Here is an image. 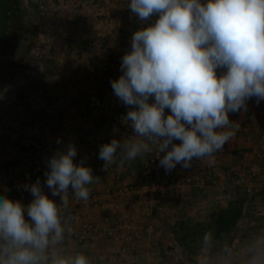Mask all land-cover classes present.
<instances>
[{
  "label": "crops",
  "instance_id": "obj_1",
  "mask_svg": "<svg viewBox=\"0 0 264 264\" xmlns=\"http://www.w3.org/2000/svg\"><path fill=\"white\" fill-rule=\"evenodd\" d=\"M55 1L51 0L53 4ZM129 3L130 0H61L62 25L51 31L46 47L44 112L40 103L30 111L23 110L7 92L0 101V196L27 205L33 197L22 185L35 183L37 178L44 185L47 160L55 151L73 143L77 149L74 162L83 160L93 174L96 165L104 162L99 159L101 145L134 134L126 124V133L114 131L108 125L110 114L122 108L129 110L114 95L110 82L122 74L121 60L130 51L133 33L154 23L158 16L141 24L128 8ZM88 79L94 81L92 85L86 84ZM93 96L107 98L108 106L87 108L83 102ZM254 103L252 98L247 102V111L229 113L230 120L239 127L224 149L215 153L216 167L209 170L204 160L194 159L190 173L196 177L197 185L172 188L158 196L157 205L149 208L152 217L145 214L148 206L142 192L127 196L119 191L131 185L141 190L147 185V165L156 146L150 145V152L123 166L118 162L108 165L109 170L100 176V181L88 186L91 192L86 203L71 214L73 234L66 236L63 245L66 252L82 253L90 264H183L185 260L182 262L179 255L172 254L181 248L172 232L175 223L206 220L212 211L238 196L243 187L241 181L253 177L251 183L259 185L263 195L246 205L238 229L245 235L236 237L232 248L218 257L221 264L248 263L250 245L264 237V110ZM165 114H169L168 109ZM5 155L13 159L14 170L10 175L3 173ZM202 170L209 172L208 177H204ZM212 177L219 181L215 186L210 184ZM236 180L238 184H234ZM43 191L50 198V190L44 187ZM113 192L120 193L115 200H111ZM74 197L70 193L69 202ZM121 216L134 220L138 238L128 253L118 255L117 241L108 237L106 228ZM25 218L29 219L26 213ZM86 223H94L99 229L80 241L79 234Z\"/></svg>",
  "mask_w": 264,
  "mask_h": 264
},
{
  "label": "clouds",
  "instance_id": "obj_2",
  "mask_svg": "<svg viewBox=\"0 0 264 264\" xmlns=\"http://www.w3.org/2000/svg\"><path fill=\"white\" fill-rule=\"evenodd\" d=\"M128 8L141 24L158 18L133 33L122 74L110 82L129 108L122 122L134 134L101 145L102 170L135 160L150 145L166 173L178 164L192 168L194 159L214 165L239 127L229 113L247 111L252 98L264 101V0H130ZM76 156L73 143L53 153L44 185L40 178L22 185L29 204L0 196V264H90L63 247L73 234L69 194L87 201L88 186L100 181ZM212 239V231L204 234L198 264H209ZM248 264H264V237L250 245Z\"/></svg>",
  "mask_w": 264,
  "mask_h": 264
},
{
  "label": "rangeland",
  "instance_id": "obj_3",
  "mask_svg": "<svg viewBox=\"0 0 264 264\" xmlns=\"http://www.w3.org/2000/svg\"><path fill=\"white\" fill-rule=\"evenodd\" d=\"M19 1L23 5L25 14L22 18L23 24L20 23V18H17L14 35L17 34L19 30H23L25 36L21 40H18V38L14 39L13 36V43L4 46L3 48L6 47L5 49H1L0 101H2L1 98L3 94L7 92L12 96V100L19 103L23 110L30 111L35 108L34 106L36 103H40L43 109L42 111L44 112L46 102L43 100L44 98H42V96L43 88L45 87V83H47L45 78L46 47L52 35L51 31H54L55 28H59L62 25L61 9H63L62 7L64 6L61 5V0H56L54 2L55 5L51 0ZM16 44L18 48L15 47ZM35 98L37 100H35ZM4 101L6 102L7 100L4 99ZM197 166H199V164ZM215 167L216 163L211 169ZM198 169H200V167ZM210 184L211 186L217 185L213 183V179ZM174 253L179 255V259L182 262L185 260L183 264H198V255H203L201 251L191 252L182 247L173 251L172 254ZM220 253L218 246H210L207 253L209 264H221L218 261Z\"/></svg>",
  "mask_w": 264,
  "mask_h": 264
},
{
  "label": "built area",
  "instance_id": "obj_4",
  "mask_svg": "<svg viewBox=\"0 0 264 264\" xmlns=\"http://www.w3.org/2000/svg\"><path fill=\"white\" fill-rule=\"evenodd\" d=\"M92 79H88L86 81V84L92 85L93 84ZM254 104L257 108H262L264 110V101H261L258 105L255 101L254 98ZM85 106L89 109H105L108 106V99L107 98H99L96 96L90 97L86 99V101L83 102ZM127 111L126 109L122 108L119 111H116L112 114L109 115L108 117V125L113 127V129L118 130V131H124L125 133L127 132L125 129V124L122 122L123 117L126 116ZM2 154V153H1ZM161 153L158 151L156 148L154 155L150 159L148 165H147V170H146V177L148 180L147 185L141 190L136 189L134 186H127L120 190L124 195H131L133 193L137 192H142L143 195L146 196V205L148 206L147 212L145 214L147 216H153V212L150 208V206H156V198L158 196L164 195L167 193L168 190L172 188H177V189H182L186 186H195L197 185V179L196 177L190 173L191 168L189 169H184L181 167V165H177L175 169H173L170 173H166L165 169L160 166L159 164V158L161 157ZM5 160V167L3 168V173L6 175H10V173L14 170V164H13V159L7 157L6 155L4 156ZM203 161V160H201ZM204 165L206 168L211 169L213 165L209 166L204 160ZM103 166L104 162H100L98 165H96L94 171H93V176H102L105 173L108 172L109 168L107 167V172L103 171ZM205 172V171H204ZM209 174V172H205L204 177ZM213 178V177H212ZM213 183L217 184L218 180L216 178H213ZM234 184H238V181L234 182ZM207 185V183H206ZM258 187L256 184H248V192L250 194H255L258 192ZM111 193V200H115L116 196L119 195ZM51 199H54L58 204L60 203V198L59 197H52L50 196ZM86 201L83 200H77L76 197L72 201L69 202L70 205V213H76L80 209L82 205H84ZM159 210L162 209V207L157 206ZM99 229V226L94 224V223H86L83 226L82 231L79 234V239L80 241H84L92 236V234L96 233ZM136 227L134 225V220L132 218L130 219H124L122 216L116 219V221L108 226L106 228V233L108 237L111 240L117 241V245L115 248V253L118 255H123L125 253H128L130 251V245L135 241V238H138L137 233H136ZM248 264V263H246Z\"/></svg>",
  "mask_w": 264,
  "mask_h": 264
},
{
  "label": "trees",
  "instance_id": "obj_5",
  "mask_svg": "<svg viewBox=\"0 0 264 264\" xmlns=\"http://www.w3.org/2000/svg\"><path fill=\"white\" fill-rule=\"evenodd\" d=\"M5 1L11 3V8L6 12L7 27L4 32H0V47L13 43L12 36H14L16 20L20 18V23L23 24L22 18L25 14L23 5L19 0ZM252 178L250 177L245 182L241 181L243 187H240L242 189L239 191L238 196L230 200L226 206L212 211L206 220L196 223L184 220L176 222L172 232L179 246L187 251L199 252L204 234L212 231L211 246H218L219 252H221L220 255L226 254L232 248L235 238L245 235L244 233L241 234L238 229L244 220L247 203L249 201L253 202L263 195L262 189H258L255 194L248 192V184L253 182Z\"/></svg>",
  "mask_w": 264,
  "mask_h": 264
},
{
  "label": "water",
  "instance_id": "obj_6",
  "mask_svg": "<svg viewBox=\"0 0 264 264\" xmlns=\"http://www.w3.org/2000/svg\"><path fill=\"white\" fill-rule=\"evenodd\" d=\"M11 8V3L0 0V32H4L7 27L6 12Z\"/></svg>",
  "mask_w": 264,
  "mask_h": 264
},
{
  "label": "flooded vegetation",
  "instance_id": "obj_7",
  "mask_svg": "<svg viewBox=\"0 0 264 264\" xmlns=\"http://www.w3.org/2000/svg\"><path fill=\"white\" fill-rule=\"evenodd\" d=\"M25 35H24V32H23V30H19V32H17V34H15L14 35V39L15 38H18V40H21L23 37H24ZM14 44H15V42H14ZM9 45V44H8ZM4 46H7L6 44L5 45H2L1 47H0V52L2 51L1 49L4 47ZM15 47H17V44L15 45ZM6 48V47H5ZM5 48H3V49H5ZM18 48V47H17ZM16 51V50H15Z\"/></svg>",
  "mask_w": 264,
  "mask_h": 264
}]
</instances>
